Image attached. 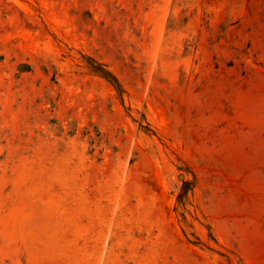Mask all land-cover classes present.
<instances>
[{"label": "rangeland", "instance_id": "rangeland-1", "mask_svg": "<svg viewBox=\"0 0 264 264\" xmlns=\"http://www.w3.org/2000/svg\"><path fill=\"white\" fill-rule=\"evenodd\" d=\"M0 264H264V0H0Z\"/></svg>", "mask_w": 264, "mask_h": 264}]
</instances>
